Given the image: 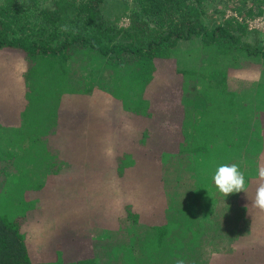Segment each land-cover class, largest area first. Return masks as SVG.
I'll list each match as a JSON object with an SVG mask.
<instances>
[{
    "label": "trees",
    "instance_id": "16d2710c",
    "mask_svg": "<svg viewBox=\"0 0 264 264\" xmlns=\"http://www.w3.org/2000/svg\"><path fill=\"white\" fill-rule=\"evenodd\" d=\"M256 17L264 18V0H0V68L22 79L28 98L19 122L6 126L0 113V196L29 164L36 180L18 182L25 212L46 177L49 185L78 152L84 156L80 118L89 101L141 123L132 144L110 155L123 199L113 213L117 225L95 228L92 257L64 261L58 252L48 264H214L255 247L248 197L264 166V145L254 154L248 147L264 122V31L245 18ZM65 24L75 34L61 31ZM169 64L174 73L161 80L181 83L170 99L177 107H167L179 139L156 155L147 150L149 139L155 135L161 144L168 123L158 122L166 107L158 110L150 91L159 67ZM37 87L41 107L29 98ZM193 95L204 105L196 107ZM156 123L165 130L155 131ZM232 163L248 191L225 199L212 176ZM135 201L162 219L136 210ZM28 211L14 219L0 212V264H39L23 232Z\"/></svg>",
    "mask_w": 264,
    "mask_h": 264
},
{
    "label": "rangeland",
    "instance_id": "374dc122",
    "mask_svg": "<svg viewBox=\"0 0 264 264\" xmlns=\"http://www.w3.org/2000/svg\"><path fill=\"white\" fill-rule=\"evenodd\" d=\"M231 13L232 11H226L228 16ZM212 19L214 20V18ZM245 20L253 29L264 31V18H245ZM164 67L163 65L159 67L161 77L156 81L157 83H154V87L151 86L152 91H150L151 99L158 110L162 106L166 107L165 110H160V112L166 113H162L166 116L158 122L168 123L167 135L164 133L158 137L161 144L157 142V136L155 135L149 139L147 150L153 154L156 153V155H159L161 149L175 148L179 139L176 132L178 129L174 128L173 118H175V113L170 111L171 109L167 110V107L169 108L171 105L177 107L176 104H171L170 99L172 95H179L181 83L179 80L174 81V79L161 80L166 79L167 74L174 73L175 69L174 64L167 65V69ZM8 70H5L4 66L0 68V113L6 121V126L10 122L21 120V114L28 101L26 86L22 79H18L15 74L7 73ZM170 76L173 77L174 75L171 74ZM42 89V87L40 90L39 87L32 89L33 96L30 97L29 95V98L33 100L32 102L37 107H41L39 100L37 101V95L43 93ZM164 91L169 94H164L166 93ZM191 98L196 102V107L204 105L194 95ZM97 100L89 101L91 103L90 111L84 113L83 110L82 118H80L81 122H84H82V128L80 129L81 135L78 146L84 156L78 152V156L72 161V166L51 177L49 185L47 182L48 177H46L43 188L37 193L35 200L30 199L29 207L25 211L29 210L23 222V232L27 242L36 253L35 260L39 264H48L47 261L56 256L58 252L62 253V260L64 261L76 262L80 259L92 257L94 253L92 247L94 238L92 237L96 235L95 228L101 231L117 225L118 218L113 213H117L120 209L123 199L120 187L116 185L114 179L115 171L113 170V159L110 155H114L113 153L116 152L121 154L125 145L132 144L137 138L134 131H140L139 125L141 123H136L137 118H135V121L130 122L129 115L126 114L115 118L106 111L105 105L101 106V102ZM130 117L132 118V116ZM261 118L264 121V112L261 114ZM25 120L32 122V111L25 115ZM118 122L125 123V125L120 126V130L119 127L117 128ZM157 123L154 125V130L164 131L163 125L158 127ZM257 129L260 132L254 135L248 147L253 154L256 147L264 145V134L262 135L264 122H260ZM117 131H121V133H117ZM31 160V158H28V162H31ZM251 164L253 165V162ZM262 164L264 165V161H262ZM41 168L35 170V172L40 174ZM153 168L155 169H152V172H158L156 167ZM30 169L31 166L24 163L22 165L24 174L20 177L8 179L5 191L0 196V212L13 219L16 218L15 216L21 217L25 213L20 212L25 210L26 203H22L19 190L22 189V184L26 183L27 180H36V176L30 172ZM148 180V184H150L152 180ZM256 184L255 179L251 183V188L255 189ZM1 187L0 184V191ZM129 189L131 188L129 187ZM132 194L141 195V191L132 189ZM252 196L254 195L249 194V201L253 200ZM133 207L136 210L144 211V213L151 211L152 216L162 219L159 213L156 214L157 212L152 211L154 208L150 205L141 206L138 201H135ZM249 211L254 224L253 235L249 239V243L255 247H247L240 254L225 259L219 258L214 264H264L262 261V259L264 260V212H260L253 207H250Z\"/></svg>",
    "mask_w": 264,
    "mask_h": 264
},
{
    "label": "clouds",
    "instance_id": "9594fccd",
    "mask_svg": "<svg viewBox=\"0 0 264 264\" xmlns=\"http://www.w3.org/2000/svg\"><path fill=\"white\" fill-rule=\"evenodd\" d=\"M61 31H72L75 34V29L67 24L61 26ZM212 181L216 190L225 199L231 194L247 193L248 191L245 174L236 163L219 165L212 176ZM256 182L255 194L251 201V206L260 212H264V166L258 168Z\"/></svg>",
    "mask_w": 264,
    "mask_h": 264
}]
</instances>
